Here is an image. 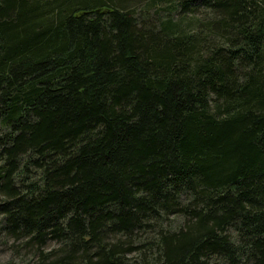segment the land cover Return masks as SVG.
<instances>
[{
	"label": "trees",
	"instance_id": "obj_1",
	"mask_svg": "<svg viewBox=\"0 0 264 264\" xmlns=\"http://www.w3.org/2000/svg\"><path fill=\"white\" fill-rule=\"evenodd\" d=\"M0 236L264 264V0H0Z\"/></svg>",
	"mask_w": 264,
	"mask_h": 264
},
{
	"label": "rangeland",
	"instance_id": "obj_2",
	"mask_svg": "<svg viewBox=\"0 0 264 264\" xmlns=\"http://www.w3.org/2000/svg\"><path fill=\"white\" fill-rule=\"evenodd\" d=\"M18 245L12 244V241H9L4 236H0V264H8L9 262L23 264L35 259V256L32 255V252L28 248L18 247Z\"/></svg>",
	"mask_w": 264,
	"mask_h": 264
}]
</instances>
